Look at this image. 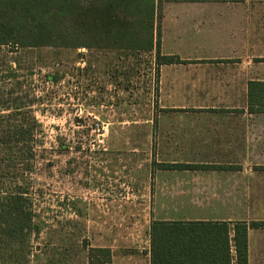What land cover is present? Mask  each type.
Listing matches in <instances>:
<instances>
[{"label": "crops", "instance_id": "1", "mask_svg": "<svg viewBox=\"0 0 264 264\" xmlns=\"http://www.w3.org/2000/svg\"><path fill=\"white\" fill-rule=\"evenodd\" d=\"M160 14L159 53L179 63L156 65L155 49L91 51L108 59L103 77L117 65L130 73L133 58L151 60L154 78L143 86L152 94L150 113L120 121L148 124L150 149L163 155L144 183L143 259L111 258L108 264H150L155 221L226 223L230 238L234 225L244 223L247 264H264V227L249 226L264 222V110H255L264 108V0H163ZM82 50L76 51L84 57ZM110 76L115 83L126 77ZM160 163L198 167L162 170ZM230 254L236 264L232 243Z\"/></svg>", "mask_w": 264, "mask_h": 264}, {"label": "rangeland", "instance_id": "2", "mask_svg": "<svg viewBox=\"0 0 264 264\" xmlns=\"http://www.w3.org/2000/svg\"><path fill=\"white\" fill-rule=\"evenodd\" d=\"M82 52L84 57L66 48L0 47V91H12L5 94L10 105L34 97L30 112L42 126L38 161L20 201L30 224L14 233L2 229L0 264H99V253L89 258L96 248L122 263L143 259L144 183L163 155L150 149L148 124L120 119L150 113L152 94L143 86H151L152 65L147 56L133 58L130 73L117 65L103 77L108 59ZM113 72L126 77L115 83ZM49 74L62 78L49 82Z\"/></svg>", "mask_w": 264, "mask_h": 264}, {"label": "trees", "instance_id": "3", "mask_svg": "<svg viewBox=\"0 0 264 264\" xmlns=\"http://www.w3.org/2000/svg\"><path fill=\"white\" fill-rule=\"evenodd\" d=\"M162 1L0 0V47L148 52L155 49L156 65L179 63L177 57L159 53ZM61 78L47 75L49 82L57 83ZM5 94L12 95V91ZM5 94L0 91L4 98L0 103L4 111L0 113V234L4 227L14 233L30 224V214L24 211L20 201L22 195L27 194L35 171L38 161L35 147L40 146L38 134L42 128L30 112V106L36 102L34 97L32 100L27 97L23 103L19 97L10 105ZM156 167L182 170L198 166L160 163ZM249 226L264 227V222H253ZM229 231L226 223L155 221L149 229L150 264H210L215 258H225L230 264V243L234 246L236 264H247L248 226L235 224L232 238ZM96 253L102 258L99 264L110 262L108 249H91L89 258Z\"/></svg>", "mask_w": 264, "mask_h": 264}]
</instances>
